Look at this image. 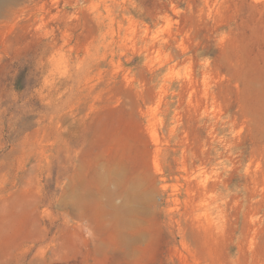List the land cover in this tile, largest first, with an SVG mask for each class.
Here are the masks:
<instances>
[{"label":"rangeland","instance_id":"1","mask_svg":"<svg viewBox=\"0 0 264 264\" xmlns=\"http://www.w3.org/2000/svg\"><path fill=\"white\" fill-rule=\"evenodd\" d=\"M0 264H264V0H7Z\"/></svg>","mask_w":264,"mask_h":264},{"label":"bare ground","instance_id":"2","mask_svg":"<svg viewBox=\"0 0 264 264\" xmlns=\"http://www.w3.org/2000/svg\"><path fill=\"white\" fill-rule=\"evenodd\" d=\"M5 1H7V0H0V8L3 5V3H5Z\"/></svg>","mask_w":264,"mask_h":264}]
</instances>
